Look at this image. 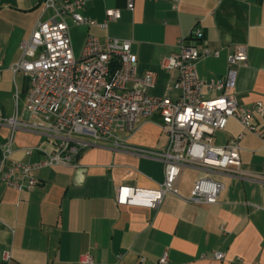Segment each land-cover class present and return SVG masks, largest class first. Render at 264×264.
Returning a JSON list of instances; mask_svg holds the SVG:
<instances>
[{
	"label": "crops",
	"instance_id": "obj_1",
	"mask_svg": "<svg viewBox=\"0 0 264 264\" xmlns=\"http://www.w3.org/2000/svg\"><path fill=\"white\" fill-rule=\"evenodd\" d=\"M43 1L0 0V117L16 113L27 118L29 78L11 66L20 58L21 40L50 13L43 11ZM172 4L133 0L130 9L127 0H86L80 11L85 17L101 23L107 8L118 9L120 17L104 29L68 20L73 51L77 48L80 54L87 34L127 39L137 58L136 76L155 73L147 92L174 97L176 92L169 89L174 73L161 64L177 51L179 37L218 52L198 60L197 72L204 80L223 77L228 55L242 44L247 59L236 67L232 92L239 104L261 101L264 106V0H178L176 8ZM195 28L202 31L201 40L189 36ZM255 124L263 138L246 133L241 139L242 174H211L223 183L216 203L184 200L203 174L184 168L177 180L180 197L166 194L157 208L118 205L116 185L155 187L163 179V167L157 160L104 147L82 151L74 159L79 167L38 170V184L30 191L18 192L0 181V264H79L83 253L90 254L94 264H139L140 258L142 264H157L163 252L167 264H264V115L256 117ZM240 131L231 118L216 133L215 142L224 143ZM8 133L0 124V161ZM126 138L130 145L151 149H161L167 141L156 115L140 120L136 132ZM30 146L53 148L41 135L17 130L11 158L30 163L43 155H26L23 149ZM141 159L148 160L143 170ZM214 251H221L224 259L213 258Z\"/></svg>",
	"mask_w": 264,
	"mask_h": 264
},
{
	"label": "built area",
	"instance_id": "obj_2",
	"mask_svg": "<svg viewBox=\"0 0 264 264\" xmlns=\"http://www.w3.org/2000/svg\"><path fill=\"white\" fill-rule=\"evenodd\" d=\"M85 1L44 0L43 11L50 13L39 19L20 42V58L11 70L29 78L27 118H19L16 113L0 117V124L9 129L2 145L0 181L18 192L30 191L38 184V170L79 167L74 159L82 151L104 147L157 160L163 167V179L155 187L116 185L118 205L157 208L166 194L180 197L177 180L184 168L203 172L184 200L216 203L223 183L211 174H242L241 139L246 133L263 138L255 124L256 117L264 115L263 103L239 104L232 92L236 67L244 65L247 59L246 46L237 45L228 55L223 77L204 80L198 75L197 62L218 52L206 46L199 48L179 37L177 51L166 56L161 64L164 70L174 73L169 89L176 95H151L147 90L154 85L155 73L148 70L141 77L136 76L137 58L129 40L110 37L102 40L87 34L79 56L75 55L68 20L74 25H98L104 29L108 21L120 17L118 9L107 8L105 20L97 23L81 14ZM177 2L173 0L172 7L176 8ZM127 7L133 8V0H127ZM189 36L201 40L203 34L195 28ZM204 90L216 91V95L206 96ZM155 115L167 137L165 146L151 149L128 144L126 137L136 132L140 120ZM231 118L240 124L241 131L224 143H216V133L224 130ZM17 130L39 134L53 148L25 147L26 155L35 151L43 155L30 163L14 160L11 157ZM261 208L264 210V205ZM5 258H9L7 253ZM213 258L223 260L224 254L214 251ZM143 261L140 258L139 264ZM78 262L94 264L88 253L81 254ZM167 262V253L163 252L156 263Z\"/></svg>",
	"mask_w": 264,
	"mask_h": 264
},
{
	"label": "rangeland",
	"instance_id": "obj_3",
	"mask_svg": "<svg viewBox=\"0 0 264 264\" xmlns=\"http://www.w3.org/2000/svg\"><path fill=\"white\" fill-rule=\"evenodd\" d=\"M74 53L76 56H79V50L77 48L74 49ZM146 164H148V160L147 159H141V165L139 166L140 170H143V165L146 166Z\"/></svg>",
	"mask_w": 264,
	"mask_h": 264
}]
</instances>
